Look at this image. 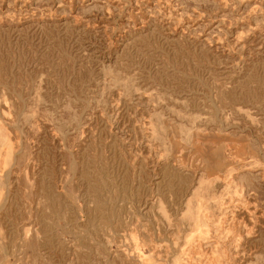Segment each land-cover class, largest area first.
Segmentation results:
<instances>
[{
    "label": "rangeland",
    "instance_id": "1",
    "mask_svg": "<svg viewBox=\"0 0 264 264\" xmlns=\"http://www.w3.org/2000/svg\"><path fill=\"white\" fill-rule=\"evenodd\" d=\"M0 264H264V0H0Z\"/></svg>",
    "mask_w": 264,
    "mask_h": 264
}]
</instances>
